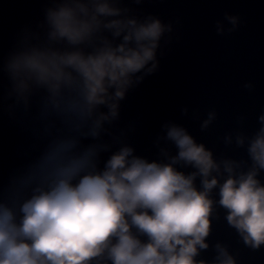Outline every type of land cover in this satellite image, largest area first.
Segmentation results:
<instances>
[{
	"label": "clouds",
	"instance_id": "clouds-1",
	"mask_svg": "<svg viewBox=\"0 0 264 264\" xmlns=\"http://www.w3.org/2000/svg\"><path fill=\"white\" fill-rule=\"evenodd\" d=\"M226 19L234 30L238 18ZM41 27L6 57L4 98L27 108L44 94L45 113L67 131L0 187V264H207L196 258L209 248L217 204L244 245L260 250L264 114L254 136L236 139L239 147L247 141L250 165L217 162L177 125L167 126L166 137L175 156L163 152L164 160L150 162L127 145L112 151L99 142L105 124L118 119L120 102L143 79L138 74L157 70L171 26L139 19L123 0H58ZM102 153L111 154L102 161ZM215 248L213 264H237L227 247Z\"/></svg>",
	"mask_w": 264,
	"mask_h": 264
},
{
	"label": "water",
	"instance_id": "water-1",
	"mask_svg": "<svg viewBox=\"0 0 264 264\" xmlns=\"http://www.w3.org/2000/svg\"><path fill=\"white\" fill-rule=\"evenodd\" d=\"M56 2L0 0V187L20 175L53 137L67 131L57 117L45 113L44 94L32 97L27 108L4 98L6 57L27 35L44 31L46 10ZM123 6L141 20L160 19L171 31L160 41L157 70L138 74L143 79L128 90L118 119L105 124L99 142L110 144L112 151L127 145L137 156L161 161L163 152L177 155L166 139L167 126L177 125L211 150L217 162L250 165L247 141L239 147L236 139L254 136L264 114V0H123ZM228 16L238 18L234 30ZM211 114L214 119L205 129L202 125ZM110 154L102 153L101 160ZM258 178L264 183V172ZM212 198L218 201V190ZM226 215L217 204L205 241L209 248L196 259L213 264L215 246L221 244L237 264H264V246L258 251L245 246Z\"/></svg>",
	"mask_w": 264,
	"mask_h": 264
}]
</instances>
